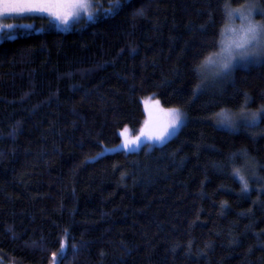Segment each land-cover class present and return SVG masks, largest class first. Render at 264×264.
Listing matches in <instances>:
<instances>
[{
	"label": "trees",
	"instance_id": "16d2710c",
	"mask_svg": "<svg viewBox=\"0 0 264 264\" xmlns=\"http://www.w3.org/2000/svg\"><path fill=\"white\" fill-rule=\"evenodd\" d=\"M247 1L123 0L105 14L109 0H93V18L67 30L36 17L5 34L0 261L264 264V122L233 132L212 120L264 105V62L196 89L229 21L223 5ZM146 97L185 112L179 133L95 158L141 129ZM242 149L256 164L247 192L228 161Z\"/></svg>",
	"mask_w": 264,
	"mask_h": 264
},
{
	"label": "snow or ice",
	"instance_id": "6c2138e0",
	"mask_svg": "<svg viewBox=\"0 0 264 264\" xmlns=\"http://www.w3.org/2000/svg\"><path fill=\"white\" fill-rule=\"evenodd\" d=\"M109 3L110 6L103 10L105 14L115 13L123 6V0H109ZM90 7L89 0H3V3H0V14L42 12L48 13L55 19L67 24L70 19L78 18L82 13H86L89 19L93 18V12L89 11ZM223 8L230 19L239 17L241 20L239 32L235 28L231 29V35L228 36L227 42L222 49V52L226 53V55L221 56L220 53L209 54L201 64L197 65V70L202 78L206 77H203V73L200 70L204 69L206 65L215 67V75L227 77L235 69L238 60L246 64L264 62V24L253 19L257 11L264 15V8L258 9L255 3H249L246 7L242 6L232 10H229V4L225 3ZM142 11V9L137 10L139 14H142ZM213 56H217L219 59H214ZM200 87L201 85L198 84L196 89L199 90ZM156 105L158 108L159 101H156ZM158 111L165 113L164 122L154 127H149L147 130H141L140 135L132 140L125 139L124 147H138L142 142L141 137L145 140L163 144L182 126L183 114L179 109L158 108ZM214 115L216 123L230 131H237L241 127L251 129L259 127L264 122V105H260L256 110H251L247 107V101H245L236 113L222 109ZM149 123L150 121H146V124ZM102 154L98 153V155ZM228 161L232 165V176L238 179L242 185L241 192H247L249 190V182L246 173L251 172L252 175H255V162L248 156L247 151L243 149L236 153H231ZM60 251L62 254L66 251L64 241H61Z\"/></svg>",
	"mask_w": 264,
	"mask_h": 264
},
{
	"label": "rangeland",
	"instance_id": "374dc122",
	"mask_svg": "<svg viewBox=\"0 0 264 264\" xmlns=\"http://www.w3.org/2000/svg\"><path fill=\"white\" fill-rule=\"evenodd\" d=\"M0 3H3V0H0ZM249 3H255L257 5V8L259 9L260 6L258 5L257 2H255L254 0L252 1H247L245 4L241 5L246 7ZM89 4L91 5V7L89 8V11L93 12L94 14V4H93V0H89ZM241 7H237L234 9H238ZM232 9V8H230ZM264 15H261L259 13V11H257L254 14L253 19L256 22L262 23L264 24V19H263ZM36 17L39 18H48V20L54 25L55 28H58L60 30H67V28H70L71 26L77 24L78 22H80L82 19L88 20V16L86 13H82L80 17L78 18H73L70 19L69 22L67 24H64L63 22H61L60 20L55 19L54 17L50 16L48 13H42V12H23V13H5V14H0V41L2 38L5 37L6 33H9L12 31V29L15 28H23V27H33L34 26V19ZM33 20V21H32ZM228 23L226 25V27L223 29V35H221L220 38V47L216 52L213 53H220L221 56L222 55H226V53L222 52V49L225 46V43L227 42V38L228 36L231 35V29L235 28L237 29V32H239V27L241 24V20L239 19V17H236L235 19H230L228 17ZM212 53V54H213ZM214 59H219V57L217 56H213ZM262 62L259 63H244L242 61H237L236 62V66L235 68H246L249 66H253L254 64H261ZM203 73V77L206 78H202L201 81V87L198 90L199 92L204 91L212 86H217L220 83H222L223 81H225L226 79H228L230 76L227 77H223V76H218L215 75V67L212 65H206L204 69L200 70ZM201 76V75H200ZM143 109L144 112L146 114V117L144 119L143 122V126L141 127V129L139 131H137V133H133L131 130H129L128 128L123 129L120 132V135L122 137L121 142L116 145V147H105L101 152L99 153H103L102 155H96L95 158L97 157H101L104 156L105 154H109V153H114L116 151H124V152H138L143 146H148L150 145L151 147L154 146H159L160 143L158 142H154V141H149V140H145L143 137H141V143L139 144V146H131V147H124V141L125 139L128 140H132L133 138L137 137L140 135L141 130H147L149 127H154L156 125L162 124L165 120V113L158 111L159 109H167L164 108L160 102V100H156L154 98L151 97H146V99H143ZM156 101H159V105L157 108L156 105ZM169 109H173V108H169ZM179 109V108H176ZM181 111V113L183 114V124L182 126L175 132L174 135H172L171 137H169L166 141L170 140L171 138L175 137L179 131L181 130V128L185 125L186 121V114L185 112L180 108L179 109ZM238 111H235L233 113H236ZM213 123L219 128V129H226L229 130L221 125H218L216 123V117L214 116V118L212 119ZM146 121H150L149 124H146ZM126 130V131H125ZM235 132V131H233ZM251 173V172H248ZM252 175V173H251ZM0 264H5L2 261H0Z\"/></svg>",
	"mask_w": 264,
	"mask_h": 264
}]
</instances>
